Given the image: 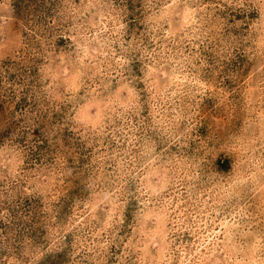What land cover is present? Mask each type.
Instances as JSON below:
<instances>
[{
    "label": "clouds",
    "instance_id": "1",
    "mask_svg": "<svg viewBox=\"0 0 264 264\" xmlns=\"http://www.w3.org/2000/svg\"><path fill=\"white\" fill-rule=\"evenodd\" d=\"M0 104V131L24 121L0 142V264H264V0H0ZM45 118L50 143L70 127L93 148L90 171L63 156L25 170ZM73 177L82 196L59 220ZM20 197L45 201L42 239Z\"/></svg>",
    "mask_w": 264,
    "mask_h": 264
},
{
    "label": "rangeland",
    "instance_id": "2",
    "mask_svg": "<svg viewBox=\"0 0 264 264\" xmlns=\"http://www.w3.org/2000/svg\"><path fill=\"white\" fill-rule=\"evenodd\" d=\"M27 6H23V8H26ZM139 8V5L136 6ZM23 8L21 7V4L17 5L18 13L17 15H21L23 12ZM128 8L130 10L133 9V5L131 2L128 4ZM142 18V14L140 11H135L133 15L128 17L129 22V36L134 32L137 36L140 35L144 31V25L138 23V20ZM15 30V26H14ZM64 41H59V46H63ZM139 64L134 65V70L137 71V74H139ZM15 77H13L14 79ZM115 83V81H113ZM140 87H143V84L140 85ZM231 99V97H229ZM240 97L236 98L235 103H239ZM7 101H5V104ZM5 104H0V111H3L5 108ZM208 107H213V104L211 101L207 102ZM16 111L21 112L22 110H26L29 108V104L27 100L22 99L19 104L16 106ZM31 107H35V105H31ZM69 106L65 105L62 106V111H66ZM82 116H84L86 119L91 118V113L89 110L82 111L80 113ZM63 115H56L53 117V120H63ZM216 120L222 119V117H215ZM24 123L23 120L20 121L19 124H12L7 127V131H0V142L3 141V138L5 136L14 134L18 128L21 127V125ZM133 124H137L138 121L134 118L132 120ZM35 126L31 130V135L35 138V140L40 143V149L39 151H34L29 154L28 159L25 161L26 164V171L31 172L33 169L36 168L37 165H40L41 168L45 167V165H50L53 161L54 156H63L67 160V164L69 166H78L82 172L90 171L86 169V166L90 163L91 158L93 156V148L88 147L86 142H84L81 138H79L75 133H73L70 130V127H64L63 129H60L59 132L56 133L55 136H52V143L49 142V136L51 135V129L54 127L53 125H50L47 121V118L43 121H35ZM3 126L0 125V128ZM207 125H205L203 128L200 129V135L202 137L207 136ZM136 134L143 135V133L140 132V129H136ZM57 138H62V145L57 144L55 141ZM26 137L19 138L17 140V143L23 145ZM135 143V142H133ZM112 146L115 148L117 147L115 145V142H113ZM119 147H127L131 148L132 152L135 153L137 149L133 147L132 143H128L126 145H121ZM228 168H231V161L228 160ZM225 164V158L221 156L217 162L216 166L219 169L221 165ZM111 171V169H109ZM82 181L79 178L73 177L70 179H65L63 185L59 186L56 189V192L54 195H57L59 199L56 201L55 207L57 209L59 220H63L66 217H71L75 213V202L78 201L82 196V189L80 187ZM62 193V195H61ZM19 204L22 205V210L20 212V215H26L31 220V223L28 225L29 231L31 232V236L35 237L37 239H42L47 233L45 231V227L48 226V218L47 215H40L37 214L33 217L32 213L35 211L36 213H40V210L46 206L45 201L41 199L36 198H19ZM13 214L16 213L15 206L10 209ZM126 216V223H132L133 222V205H129L126 208L125 212ZM57 223V222H53ZM127 232H131L130 228H126ZM123 234V233H122ZM69 241H71V237H67ZM67 253H51L45 260V264H67Z\"/></svg>",
    "mask_w": 264,
    "mask_h": 264
}]
</instances>
